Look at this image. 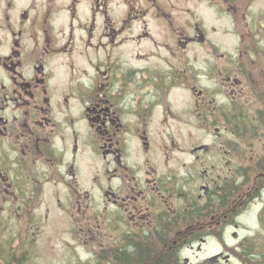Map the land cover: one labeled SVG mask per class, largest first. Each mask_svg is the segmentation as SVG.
Instances as JSON below:
<instances>
[{
    "label": "flooded vegetation",
    "instance_id": "obj_1",
    "mask_svg": "<svg viewBox=\"0 0 264 264\" xmlns=\"http://www.w3.org/2000/svg\"><path fill=\"white\" fill-rule=\"evenodd\" d=\"M0 264H264V0H0Z\"/></svg>",
    "mask_w": 264,
    "mask_h": 264
}]
</instances>
